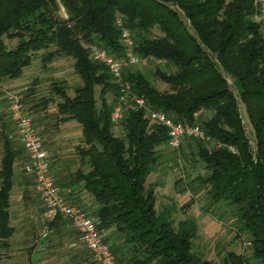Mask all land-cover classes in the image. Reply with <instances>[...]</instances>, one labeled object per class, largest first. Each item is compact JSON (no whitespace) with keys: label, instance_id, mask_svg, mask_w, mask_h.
Segmentation results:
<instances>
[{"label":"trees","instance_id":"1","mask_svg":"<svg viewBox=\"0 0 264 264\" xmlns=\"http://www.w3.org/2000/svg\"><path fill=\"white\" fill-rule=\"evenodd\" d=\"M117 16L131 32L134 54L162 62L152 75L165 84L163 89L139 70L124 69L131 92L148 108L173 121L196 124L207 136L183 137L179 153L184 156L189 150L203 164L205 173L196 179L212 203L236 205L251 258L264 264V29L254 0H0V82L19 77L38 52L42 66L55 57H69L80 80L71 95L63 80L49 83L50 93L58 97L55 119L75 121L81 134L74 147L78 166L65 181L54 177L62 195L83 191L91 196L95 207L87 212L97 219L96 228L116 264H209L192 252L195 222L182 219L174 227L154 209V184L146 178L161 158L166 128L143 109H128L118 122L110 121L116 85L106 67L90 58L86 45L120 55ZM4 36L16 39V44L7 49ZM223 73L232 78L237 97ZM30 93L29 87L25 98ZM51 101L42 96L29 110L44 111ZM116 124L120 135L113 132ZM18 145L1 131L0 264L1 250L14 232L9 207L15 179L18 175L24 200L33 185L23 167L17 168L24 158ZM65 188L71 191L63 193ZM66 223L59 214L47 228L56 230ZM249 260L228 251L221 264H250Z\"/></svg>","mask_w":264,"mask_h":264},{"label":"rangeland","instance_id":"2","mask_svg":"<svg viewBox=\"0 0 264 264\" xmlns=\"http://www.w3.org/2000/svg\"><path fill=\"white\" fill-rule=\"evenodd\" d=\"M59 13L64 15L62 8L59 9ZM153 32L157 33L154 30ZM2 40L7 49L16 44V39H8L4 36ZM39 53L42 52H38L31 63L22 69L19 77L0 82V133L8 131V134L15 136L17 140L14 124L7 110L4 91H19L23 95L22 99L24 97L23 110L31 116L43 146L49 151L50 170L53 177L56 175L65 181L78 166L74 147L80 144V126L73 120L62 123L55 119L57 113L54 103L58 101V97L50 93L49 83L52 80H63L67 94L71 95L72 88L79 84L80 80L72 70V60L69 57H55L42 66ZM155 65L162 66V62L149 60L144 65L138 63L128 69L139 70L157 88L163 89L165 84L158 82L152 75ZM223 75L229 88L237 97L232 78L224 73ZM29 87L31 93L25 98L26 89ZM42 96L51 97L52 101L46 104L44 111L30 112V105ZM110 98L111 95L108 93L106 99L110 100ZM238 107L246 136L252 145L250 126L239 102ZM36 118L38 119L35 121ZM113 132L115 135L121 134L118 124L113 127ZM193 148L194 146L191 145V151ZM184 152L183 156L179 150L175 152L166 145L162 146L161 158L146 178V183L154 184L156 213L165 215L174 227L179 220L192 219L196 225V234L192 239V252L208 261L209 264H221L222 258L228 251L248 257L250 264H259L258 260L251 258V248L246 243L249 237L240 228L235 215L236 205H230L224 201L212 203L209 200L204 185L196 179L205 173L203 164L197 160L193 152L189 150ZM23 162L22 156L17 164L18 169H21ZM19 181L20 178L17 175L11 190L9 207L10 223L14 227V232L8 240V246L1 250V264H27L28 261L32 264H95L70 227L65 226L61 232L47 228L46 235L41 237L40 230L43 222L40 201L32 186H29V199L24 200L21 196L22 186L18 184ZM56 183L59 185L57 181ZM64 196L70 204H74L68 196ZM82 205L85 211H89L95 207V202L90 195L86 194L82 198ZM72 243L74 245H71Z\"/></svg>","mask_w":264,"mask_h":264},{"label":"built area","instance_id":"3","mask_svg":"<svg viewBox=\"0 0 264 264\" xmlns=\"http://www.w3.org/2000/svg\"><path fill=\"white\" fill-rule=\"evenodd\" d=\"M254 4L264 29V0H254ZM114 24L118 28V40L122 46L120 55L114 56L96 44L86 45L90 58L106 67L116 85V102L110 111V121L118 122L128 109H143L150 120L166 128V147L175 152L178 151L183 137L206 140L207 136L198 125L173 121L161 111L148 108L142 97L131 92L129 81L122 76L123 70L138 63L144 65L149 60L155 62L160 60L136 56L133 52L134 43L130 30L122 24L118 16L115 17ZM4 98L18 142L23 150L25 158L22 165L23 171L31 177L33 188L42 207L43 226L40 234L45 236L47 223L60 214L68 219L77 233V240L90 253L95 264H116L108 245L102 240V235L96 228L97 219L79 206L67 202L62 195L61 188L55 182L50 170L49 151L43 146L31 116L23 110L22 93L4 91ZM226 147L229 151H234L233 147ZM246 243L250 245L249 241Z\"/></svg>","mask_w":264,"mask_h":264},{"label":"crops","instance_id":"4","mask_svg":"<svg viewBox=\"0 0 264 264\" xmlns=\"http://www.w3.org/2000/svg\"><path fill=\"white\" fill-rule=\"evenodd\" d=\"M6 133V132H5ZM8 136H9V138L14 142V145H16V146H19L18 144V141L16 140V138H15V136H10V134H8V131H7V133H6ZM32 187H33V185H32ZM33 190H34V188H33ZM63 191L64 192H70L71 190L69 189V188H65V189H63ZM34 192H35V190H34ZM35 194H36V196L38 197V195H37V193L35 192ZM86 195V193H84L83 191H79V192H77V193H75V195L74 194H70V195H66V196H68L69 198L68 199H74L75 200V203L74 204H81L82 205V198L84 197ZM38 199H39V197H38ZM67 200V199H66ZM67 202H70L69 200H67ZM81 205H79V206H81ZM92 206V205H91ZM81 207H84L83 205L81 206ZM90 207V206H89ZM85 208V207H84ZM91 208V207H90ZM92 209V208H91ZM90 209V210H91ZM90 210L88 211V212H90ZM41 221H42V211H41ZM43 222V221H42ZM27 226V225H26ZM25 226V227H26ZM28 226H29V224H28ZM65 226H67V227H70V229L73 231V233H75V235H76V237H77V233H76V231H75V229L71 226V224H70V222L69 223H66L64 226L63 225H58L55 229V231H59V232H61L63 229H64V227ZM109 230H107V231H104V234L106 235L107 234V232H108ZM41 235V234H40ZM41 237H44V236H42L41 235ZM71 245H74V243H72ZM27 263H31L32 264V262L31 261H28Z\"/></svg>","mask_w":264,"mask_h":264}]
</instances>
